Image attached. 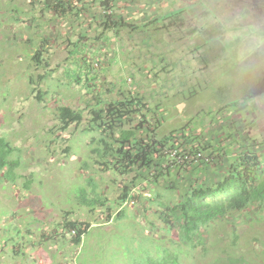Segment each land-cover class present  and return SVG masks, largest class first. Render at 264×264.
I'll return each mask as SVG.
<instances>
[{
	"label": "rangeland",
	"instance_id": "rangeland-1",
	"mask_svg": "<svg viewBox=\"0 0 264 264\" xmlns=\"http://www.w3.org/2000/svg\"><path fill=\"white\" fill-rule=\"evenodd\" d=\"M42 1L0 0V131L21 161L16 183L0 189V264H134L146 238L154 250L181 247L182 264H264V209L212 223L205 243L194 248L179 238V228L161 218L166 207L154 199L160 193L172 207L179 202L180 191L170 187L180 173L148 190L142 180L118 220L122 188L136 173L103 172L92 152L100 133L86 131L90 104L138 97L150 111L141 108L126 128L144 121L141 129L151 132L155 112L161 137L188 126L215 145L224 142L233 155L255 141L264 155V0L129 1L136 9L119 12L126 21L158 22L135 32L114 29L100 42L94 39L103 33L96 29L103 15L96 5L80 17H57ZM178 10L182 23L169 25L164 18ZM75 44L82 53L73 56ZM83 59L96 63L89 77L97 78L98 89L88 88ZM61 107L82 110L83 124L62 131ZM212 152V163L229 158L219 147ZM222 172L219 165L203 177L219 179ZM90 178L112 207L111 220L106 208L92 213L76 198L84 191L95 197ZM188 187L183 181L180 190ZM67 217L92 226L78 247L56 236Z\"/></svg>",
	"mask_w": 264,
	"mask_h": 264
},
{
	"label": "trees",
	"instance_id": "trees-1",
	"mask_svg": "<svg viewBox=\"0 0 264 264\" xmlns=\"http://www.w3.org/2000/svg\"><path fill=\"white\" fill-rule=\"evenodd\" d=\"M129 1L138 2V0H87L82 3V0H76V4L73 5L66 0H43L42 3L44 10L57 15V17L67 14L80 17L83 15V11H88L92 5H96L103 15L102 22L96 28L97 31L102 29L103 32L94 39L98 41L105 35L109 34V37L113 35L114 29L120 31L130 29L135 32L139 31L144 23V26L148 27L158 22L157 19L151 20L150 17L136 18V22L126 21V17L120 15L119 12L122 13L124 8H127L125 13L129 15L128 9L131 11L136 9V6L128 5L130 4ZM182 14L183 12L178 10L165 17L164 20L169 21V25L182 23ZM86 37L82 38L85 39ZM74 46L75 49L71 51L73 56L82 53L77 44ZM40 55L41 53L38 52L35 59L38 60ZM94 64L96 63L83 59L82 67L86 70L83 74L87 77L88 88L98 89L97 78L89 77V74L94 71ZM83 74L81 73L79 76L83 77ZM41 79L43 78L41 77ZM89 106L94 109H92V119L89 121V127L86 131L100 133V136L96 137L97 139H93L96 143V147L92 149L93 154H95V162L104 168L103 172H115L123 177L136 173L131 184L124 185L122 188L124 191L119 198L121 210L118 214V220L124 218V204L133 197V191L142 180L145 179L144 188L148 190V187L159 183V178L161 179L166 175L171 177L174 173H180V175L172 180L170 190L180 191L181 200L173 207L170 203L159 200L162 197L160 193H155L154 200L160 207H166L168 211V215L164 213L161 218L168 225L171 222L172 226L178 227L179 238L191 244L192 248H194L193 245L205 243L206 230L212 227V223L224 220L234 213L250 215L251 211L255 210L258 214L264 209V155L260 152L261 145L256 141H253L254 145L242 147L239 154L233 155V151L228 152L222 148L224 142L215 145L212 140L206 139L202 132L195 134L189 132L188 126L173 130L168 135L161 137L157 131L161 129L163 122L159 119L158 113L153 112V110L156 123L149 126L154 127L151 130L152 133L149 130L141 129L142 125L145 124L144 121H140V126L126 128L127 124L134 122L135 114L140 115L142 113L141 108L144 107L150 111L143 99L138 97L114 100L107 104L98 99L96 105L90 104ZM222 110L220 113H223ZM83 122L84 112L82 110L70 107L60 108V129L62 131H69L73 125L81 126ZM217 147L229 157L227 160L222 158L219 164L214 161L213 163L210 162L211 159H214L211 156L212 151L216 150ZM16 152L17 149L0 131V189L5 181L15 184L19 178L16 170L21 161L19 158H15ZM179 158H181L180 161ZM219 165L221 168L224 167V172L218 173L219 179L211 176H206L207 179H204V171L207 175L210 169L217 168ZM199 175L202 178L196 179ZM185 176L189 177L183 179ZM90 179L92 194L95 197L88 199L84 191L83 193L78 192L76 198L81 204L89 207L92 213L99 207L106 208L109 211L108 220H111L113 217L112 207L107 206L108 201L103 194L101 196L96 192L98 191L96 181ZM183 181L189 182L190 185L186 188V193L184 190H180ZM25 188L28 186L26 185ZM147 200L154 202L149 198ZM59 227L62 229V233L63 231L68 233L62 234L60 231L56 236L60 235L64 240H71L77 247L83 243L86 234L92 228L89 223L73 222L68 220V217L66 222ZM60 229L57 228V230ZM43 236L45 237V235ZM146 241L140 243L139 259L136 257L134 264H182L180 262L181 247L177 246V250H171L164 246H153L156 249L154 250L151 248V240L146 238ZM24 245L27 246V244ZM35 245L37 246L36 243H30V246L34 248Z\"/></svg>",
	"mask_w": 264,
	"mask_h": 264
}]
</instances>
